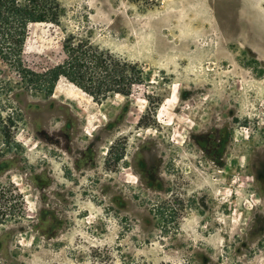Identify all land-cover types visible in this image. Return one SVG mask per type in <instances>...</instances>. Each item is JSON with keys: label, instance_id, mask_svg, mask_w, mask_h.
<instances>
[{"label": "rangeland", "instance_id": "rangeland-1", "mask_svg": "<svg viewBox=\"0 0 264 264\" xmlns=\"http://www.w3.org/2000/svg\"><path fill=\"white\" fill-rule=\"evenodd\" d=\"M60 3L27 67L58 63L65 29L143 83L45 96L0 62V186L23 204L0 264H264V0Z\"/></svg>", "mask_w": 264, "mask_h": 264}, {"label": "trees", "instance_id": "trees-1", "mask_svg": "<svg viewBox=\"0 0 264 264\" xmlns=\"http://www.w3.org/2000/svg\"><path fill=\"white\" fill-rule=\"evenodd\" d=\"M63 15L60 0H0V62L15 71L27 89L49 96L63 77L98 101L112 93L129 96L134 85L143 83V70L137 63L93 44L89 36L65 29L62 59L42 71L27 67L22 56L29 25L61 26ZM4 133L3 143L11 144L10 130ZM22 209L21 196L0 186V226L22 213Z\"/></svg>", "mask_w": 264, "mask_h": 264}]
</instances>
